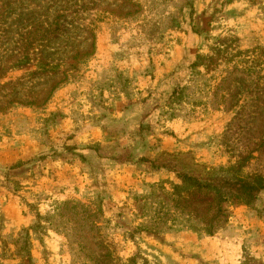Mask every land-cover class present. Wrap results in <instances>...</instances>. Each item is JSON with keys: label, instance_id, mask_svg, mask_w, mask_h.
Returning <instances> with one entry per match:
<instances>
[{"label": "rangeland", "instance_id": "obj_1", "mask_svg": "<svg viewBox=\"0 0 264 264\" xmlns=\"http://www.w3.org/2000/svg\"><path fill=\"white\" fill-rule=\"evenodd\" d=\"M229 178L264 186V0H0V264H264Z\"/></svg>", "mask_w": 264, "mask_h": 264}, {"label": "trees", "instance_id": "obj_2", "mask_svg": "<svg viewBox=\"0 0 264 264\" xmlns=\"http://www.w3.org/2000/svg\"><path fill=\"white\" fill-rule=\"evenodd\" d=\"M192 182L197 184L195 180H192ZM208 187L219 188V190L243 200L246 204L255 202L258 199L260 192L264 189V186L261 185L259 180L231 178L221 179ZM27 248L28 244L25 251H27ZM27 254L28 256L30 255L29 252Z\"/></svg>", "mask_w": 264, "mask_h": 264}]
</instances>
